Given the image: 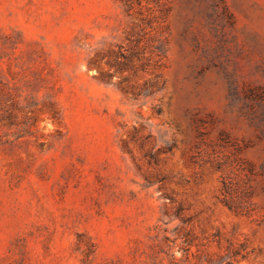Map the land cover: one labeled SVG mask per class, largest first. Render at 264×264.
<instances>
[{"label": "rangeland", "instance_id": "1", "mask_svg": "<svg viewBox=\"0 0 264 264\" xmlns=\"http://www.w3.org/2000/svg\"><path fill=\"white\" fill-rule=\"evenodd\" d=\"M0 264H264V0H0Z\"/></svg>", "mask_w": 264, "mask_h": 264}, {"label": "trees", "instance_id": "2", "mask_svg": "<svg viewBox=\"0 0 264 264\" xmlns=\"http://www.w3.org/2000/svg\"><path fill=\"white\" fill-rule=\"evenodd\" d=\"M226 189H227V187H226Z\"/></svg>", "mask_w": 264, "mask_h": 264}]
</instances>
